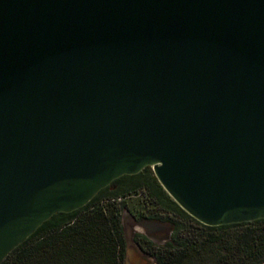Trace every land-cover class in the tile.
Returning a JSON list of instances; mask_svg holds the SVG:
<instances>
[{
	"label": "water",
	"instance_id": "water-1",
	"mask_svg": "<svg viewBox=\"0 0 264 264\" xmlns=\"http://www.w3.org/2000/svg\"><path fill=\"white\" fill-rule=\"evenodd\" d=\"M147 166L205 224L264 218V0H0V264Z\"/></svg>",
	"mask_w": 264,
	"mask_h": 264
},
{
	"label": "trees",
	"instance_id": "trees-1",
	"mask_svg": "<svg viewBox=\"0 0 264 264\" xmlns=\"http://www.w3.org/2000/svg\"><path fill=\"white\" fill-rule=\"evenodd\" d=\"M125 209L172 224L164 243L134 234L156 264H264V218L205 224L167 192L151 166L115 179L77 210L55 213L2 264H124Z\"/></svg>",
	"mask_w": 264,
	"mask_h": 264
},
{
	"label": "rangeland",
	"instance_id": "rangeland-1",
	"mask_svg": "<svg viewBox=\"0 0 264 264\" xmlns=\"http://www.w3.org/2000/svg\"><path fill=\"white\" fill-rule=\"evenodd\" d=\"M132 213L129 209H125L123 212V221L127 229H125V232L128 231L134 234L136 232H142L145 233V231L140 228V226L136 225L133 222ZM135 216V215H134ZM171 230H169V233L166 234L165 231H159L157 234L151 236L150 238L155 241L156 243H164L170 238ZM124 264H156V259L153 256H150L148 254H145L142 252V250L138 247L137 243L133 239V241L128 244L127 241V252L125 257V263Z\"/></svg>",
	"mask_w": 264,
	"mask_h": 264
},
{
	"label": "flooded vegetation",
	"instance_id": "flooded-vegetation-1",
	"mask_svg": "<svg viewBox=\"0 0 264 264\" xmlns=\"http://www.w3.org/2000/svg\"><path fill=\"white\" fill-rule=\"evenodd\" d=\"M165 223H169V222H165ZM171 224V223H170ZM169 230H171L168 226H166L165 225V227H161V228H159V229H157V230H155L154 232H153V235H155V234H157V232H159V231H165L166 232V234L167 233H169ZM147 235V234H146ZM148 236V235H147ZM149 237V236H148ZM137 243V242H136ZM137 245H138V247L142 250V252L143 253H145V254H148L138 243H137ZM149 255V254H148ZM151 256V255H150Z\"/></svg>",
	"mask_w": 264,
	"mask_h": 264
},
{
	"label": "bare ground",
	"instance_id": "bare-ground-1",
	"mask_svg": "<svg viewBox=\"0 0 264 264\" xmlns=\"http://www.w3.org/2000/svg\"><path fill=\"white\" fill-rule=\"evenodd\" d=\"M140 228H142V227H140ZM143 229V228H142ZM144 230V229H143Z\"/></svg>",
	"mask_w": 264,
	"mask_h": 264
}]
</instances>
